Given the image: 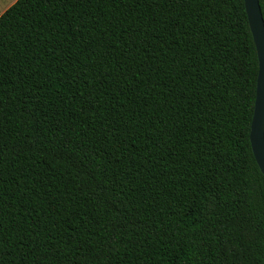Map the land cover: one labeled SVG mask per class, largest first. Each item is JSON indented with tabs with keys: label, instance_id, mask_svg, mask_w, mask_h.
Instances as JSON below:
<instances>
[{
	"label": "trees",
	"instance_id": "16d2710c",
	"mask_svg": "<svg viewBox=\"0 0 264 264\" xmlns=\"http://www.w3.org/2000/svg\"><path fill=\"white\" fill-rule=\"evenodd\" d=\"M258 72L244 0H16L0 264H264Z\"/></svg>",
	"mask_w": 264,
	"mask_h": 264
},
{
	"label": "water",
	"instance_id": "95a60500",
	"mask_svg": "<svg viewBox=\"0 0 264 264\" xmlns=\"http://www.w3.org/2000/svg\"><path fill=\"white\" fill-rule=\"evenodd\" d=\"M244 1L259 59L256 102L250 140L256 160L264 174V15L260 0Z\"/></svg>",
	"mask_w": 264,
	"mask_h": 264
},
{
	"label": "rangeland",
	"instance_id": "374dc122",
	"mask_svg": "<svg viewBox=\"0 0 264 264\" xmlns=\"http://www.w3.org/2000/svg\"><path fill=\"white\" fill-rule=\"evenodd\" d=\"M16 0H0V14L5 11Z\"/></svg>",
	"mask_w": 264,
	"mask_h": 264
},
{
	"label": "crops",
	"instance_id": "0c3cea01",
	"mask_svg": "<svg viewBox=\"0 0 264 264\" xmlns=\"http://www.w3.org/2000/svg\"><path fill=\"white\" fill-rule=\"evenodd\" d=\"M3 12H4V11H3ZM3 12H2V13H3ZM2 13H1V14H2Z\"/></svg>",
	"mask_w": 264,
	"mask_h": 264
}]
</instances>
